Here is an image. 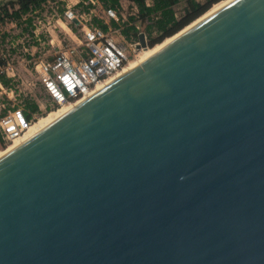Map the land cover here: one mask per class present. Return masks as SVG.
<instances>
[{
  "label": "water",
  "instance_id": "obj_1",
  "mask_svg": "<svg viewBox=\"0 0 264 264\" xmlns=\"http://www.w3.org/2000/svg\"><path fill=\"white\" fill-rule=\"evenodd\" d=\"M0 264H264V0L226 2L0 157Z\"/></svg>",
  "mask_w": 264,
  "mask_h": 264
},
{
  "label": "built area",
  "instance_id": "obj_2",
  "mask_svg": "<svg viewBox=\"0 0 264 264\" xmlns=\"http://www.w3.org/2000/svg\"><path fill=\"white\" fill-rule=\"evenodd\" d=\"M63 2L65 6L61 14L54 12L53 16L37 20L34 24L35 36L41 32L50 34L51 29L58 23L80 28L83 34L77 46L58 48L51 60H40L35 63L36 79L55 108L82 101L91 95L97 86L105 85L107 81L116 77L130 63L129 59L142 51L137 49L138 40L127 41L119 30L109 28L103 32L88 23L91 16L106 25L110 21L119 22L117 12L103 9L100 0H63ZM77 6L88 7V15H78L75 11ZM97 9H100L101 16L96 14ZM136 15L137 10L134 7L132 16ZM73 21H77L78 25L75 26ZM10 71L12 69L8 64L0 65V76L9 78ZM32 123L25 120L22 109L19 108L0 116L1 141L8 145L22 139Z\"/></svg>",
  "mask_w": 264,
  "mask_h": 264
},
{
  "label": "rangeland",
  "instance_id": "obj_3",
  "mask_svg": "<svg viewBox=\"0 0 264 264\" xmlns=\"http://www.w3.org/2000/svg\"><path fill=\"white\" fill-rule=\"evenodd\" d=\"M8 1L12 0H2L0 2L6 4ZM64 6L65 2L63 0H51L49 4H44L41 9L28 14L19 22L6 21L0 24V65L8 64L12 69L8 73V79L11 81L8 88L0 85V116L7 112H13L17 108L23 110L25 101L33 102L39 107V114L32 115L31 121L33 123L31 126H33L39 121L53 117L58 110L66 109V107H54L44 88L36 79L34 72L36 62L51 60L57 53L58 48L64 49L69 46H77L78 42L82 40L83 34L80 28L72 25H66V27L61 23L55 25L50 34L41 32L35 36L34 24L36 21L53 16L54 12L61 14ZM101 7L103 8L102 5ZM181 9L182 6L175 8L176 13L179 14ZM75 11L78 15H88L89 13L88 7L85 6H77ZM116 12L120 25L127 23L129 17H134L132 16L134 7L126 0H120V9ZM96 14L98 16L102 15L100 9L96 10ZM28 18L31 19V27L27 26L25 22ZM90 19L88 23L96 26L92 22L93 16ZM146 25L147 22H137L138 32H144ZM151 37L155 38V33H152ZM148 39H146L148 48L137 53L134 58H130L129 62H136L143 55V51L157 46L150 48L148 42L150 40ZM9 145L0 142V153L5 151Z\"/></svg>",
  "mask_w": 264,
  "mask_h": 264
},
{
  "label": "trees",
  "instance_id": "obj_4",
  "mask_svg": "<svg viewBox=\"0 0 264 264\" xmlns=\"http://www.w3.org/2000/svg\"><path fill=\"white\" fill-rule=\"evenodd\" d=\"M51 0H12L6 4L0 2V24L4 22H19L28 14L41 9L44 4ZM133 4L137 10L135 17H129L127 23L122 25L110 21L108 25L102 21L93 18L92 22L101 31L106 32L109 28L119 30L121 35L127 41H137L138 29L137 22H147L144 28L146 39L149 38L150 48L161 44L164 40L171 38L194 21L207 13L214 5L226 0H126ZM103 8L113 11H119L120 0H100ZM182 6L179 14L175 8ZM89 9V8H88ZM27 26L31 27V19H26ZM155 33L156 37L152 38L151 34ZM149 48V49H150ZM10 79L6 76H0V85L8 88ZM27 122L32 120V115L39 114V107L29 101L24 102L22 110ZM0 142H3L0 139Z\"/></svg>",
  "mask_w": 264,
  "mask_h": 264
},
{
  "label": "bare ground",
  "instance_id": "obj_5",
  "mask_svg": "<svg viewBox=\"0 0 264 264\" xmlns=\"http://www.w3.org/2000/svg\"><path fill=\"white\" fill-rule=\"evenodd\" d=\"M230 0H226V1H223L217 5L214 6V8H212L211 10H209L207 13H205L202 17H200L199 19H197L196 21H194L192 24H190L189 26H187L184 30H182L181 32H179L178 34H176L175 36L171 37V38H168L166 39L165 41H163V43H161L160 45H157L155 46L154 48L150 49V50H146V51H143V55L140 57L139 60H137L136 62L134 63H129L119 74H121L122 72L126 71L127 69L133 67L136 63L142 61L143 59H145L146 57H148L149 55H151L153 52H155L156 50H158L159 48H161L163 45H165L166 43H168L169 41H171L173 38H175L176 36H178L179 34H181L183 31H185L186 29H188L189 27H191L192 25H194L195 23H197L198 21H200L201 19H203L204 17H206L208 14H210L211 12H213L214 10H216L217 8H219L220 6H222L223 4H225L226 2H228ZM118 74V75H119ZM117 75V76H118ZM116 76V77H117ZM115 78V77H114ZM112 78V79H114ZM112 79H110L109 81H111ZM109 81H107L106 83H108ZM105 83V84H106ZM104 85L102 86H97L96 89L93 91H97L99 90L101 87H103ZM79 103V102H78ZM77 104V103H76ZM74 104V105H76ZM74 105H63L61 107H66V109L64 110H58L56 112V114L51 117V118H48L44 121H39L38 123L34 124L33 126L30 127V129L28 130V132L26 133V135L20 139V140H17V141H14L12 144H10L8 146V148L1 152L0 153V157H2L3 155H5L6 153H8L10 150H12L13 148H15L16 146H18L19 144H21L22 142H24L26 139H28L29 137H31L32 135H34L36 132H38L39 130H41L42 128H44L45 126H47L48 124H50L51 122H53L55 119H57L58 117H60L61 115H63L64 113H66L68 110H70L71 108H73ZM60 107V108H61ZM11 146V147H10Z\"/></svg>",
  "mask_w": 264,
  "mask_h": 264
}]
</instances>
